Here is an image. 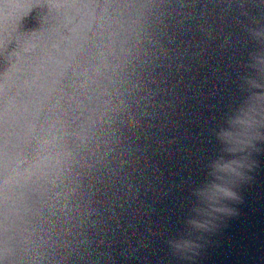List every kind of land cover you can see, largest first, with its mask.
Segmentation results:
<instances>
[{"label": "water", "instance_id": "1", "mask_svg": "<svg viewBox=\"0 0 264 264\" xmlns=\"http://www.w3.org/2000/svg\"><path fill=\"white\" fill-rule=\"evenodd\" d=\"M257 22L264 0H0V264H264V152L199 256L167 245Z\"/></svg>", "mask_w": 264, "mask_h": 264}, {"label": "clouds", "instance_id": "2", "mask_svg": "<svg viewBox=\"0 0 264 264\" xmlns=\"http://www.w3.org/2000/svg\"><path fill=\"white\" fill-rule=\"evenodd\" d=\"M255 42L240 77L242 99L226 114L213 134L219 144L207 164L203 181L190 194L189 215L182 231L167 240L172 252L184 260L199 256L206 236L215 235L226 220L239 215L235 205L243 203L241 189L254 180L256 155L264 152V24L249 30Z\"/></svg>", "mask_w": 264, "mask_h": 264}]
</instances>
